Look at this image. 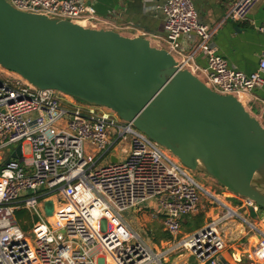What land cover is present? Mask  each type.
Here are the masks:
<instances>
[{
	"label": "built area",
	"instance_id": "obj_1",
	"mask_svg": "<svg viewBox=\"0 0 264 264\" xmlns=\"http://www.w3.org/2000/svg\"><path fill=\"white\" fill-rule=\"evenodd\" d=\"M7 1L21 11L87 27L97 28L100 22L85 0ZM257 1L233 0L227 16L245 19ZM160 9L164 46H159L180 67L194 74L204 71L206 85L237 98L262 86L264 50L257 69L247 74L218 52L212 30L199 21L192 0H165ZM257 30L264 33V23ZM182 38L191 47L188 53ZM196 54L206 60L205 68L194 64ZM0 68L5 72L0 76V264H190L192 255L201 264H231L227 238L235 233L231 239L248 248L233 261L264 264V209L252 199L233 193L227 199L207 189L174 154L111 109L77 103ZM18 144L20 157L5 158L4 151ZM113 147L117 161L103 164ZM46 201L53 204L52 220L43 215ZM204 205L215 218L184 233L185 217ZM17 210L29 214L28 230L17 220ZM125 212L149 215L171 239L152 243L131 228ZM181 250L186 256L170 261Z\"/></svg>",
	"mask_w": 264,
	"mask_h": 264
},
{
	"label": "water",
	"instance_id": "obj_2",
	"mask_svg": "<svg viewBox=\"0 0 264 264\" xmlns=\"http://www.w3.org/2000/svg\"><path fill=\"white\" fill-rule=\"evenodd\" d=\"M0 66L38 88L111 109L189 170L264 209V126L239 98L215 91L149 39L0 0ZM44 207L53 209L52 201Z\"/></svg>",
	"mask_w": 264,
	"mask_h": 264
},
{
	"label": "crops",
	"instance_id": "obj_3",
	"mask_svg": "<svg viewBox=\"0 0 264 264\" xmlns=\"http://www.w3.org/2000/svg\"><path fill=\"white\" fill-rule=\"evenodd\" d=\"M85 1L93 5L96 10V14L100 19L97 28L111 29L128 37L142 36L149 39L152 45L161 46L164 30L163 13L160 6L165 0ZM192 3L199 21L211 28L218 52L228 61L229 65L247 74L255 71L258 67L260 53L264 50V33L257 30V26L264 23V0L255 2L247 17L242 20H232L227 16L233 0H192ZM181 44L186 53L190 52L191 47L185 38L181 39ZM194 62L201 69L206 67V60L200 54L195 55ZM203 72L200 70L195 74L202 80L205 77ZM247 95L257 101H262L263 105L256 109L253 101L243 102L239 97L246 110L258 120L260 118L264 120V83L260 88ZM110 158L111 155L108 157L109 162H111ZM54 203L60 206L55 199ZM204 209L208 208L205 207ZM208 210L210 211L209 218H215V212L211 209ZM207 222H204V225ZM25 223L26 220H23L22 225L26 227L27 224ZM235 237L236 235L230 234L227 239L231 241L233 240L231 238ZM234 242L236 246L228 247L226 257L231 264H245L235 262L233 259H239L243 250H246L248 246L238 240H234Z\"/></svg>",
	"mask_w": 264,
	"mask_h": 264
},
{
	"label": "rangeland",
	"instance_id": "obj_4",
	"mask_svg": "<svg viewBox=\"0 0 264 264\" xmlns=\"http://www.w3.org/2000/svg\"><path fill=\"white\" fill-rule=\"evenodd\" d=\"M161 46H164L163 42H161ZM0 76H2V77L5 76V72L2 71L1 68H0ZM202 81L205 82L206 78H202ZM70 97H72L75 100V102H77V103H85L84 101L79 100V99H77V98H75L73 96H70ZM239 97L241 98V100L243 102H247L248 100L250 102L253 101L254 104H255L256 109H258L260 107V105L261 106L263 105L262 101H260V100L257 101L255 98L250 97L249 95H247L245 93L240 94ZM259 121L262 124V126H264V120L262 118H260ZM14 148H15V145H11L9 152L4 151V154H5L4 157L5 158L9 157L11 155V151H13ZM24 150H25V153L28 154V152H29L28 145H24ZM107 162H108V158L105 157L104 160H103V164H106ZM190 174L192 175V177L197 182H199L201 185L207 187V189L210 188L213 192H215L217 194L219 193L220 196H226V198L229 199V197L226 195L229 192L226 189H224L216 180H214L210 176L204 174L201 171H194V170H190ZM28 192H29V194H33L32 190H30ZM55 206H56V208L59 207V206L56 205V203H55ZM204 207H205V205H204ZM158 209H159V206L155 205V210L157 211ZM262 211L264 212V210H262ZM52 212H53V209L49 210V209H46L45 207L43 208V215L44 216H51ZM201 212H199V213H201ZM209 212L210 211L208 209H204V212H202V213H204V221L205 222L211 220L209 218V216H208ZM123 216L129 222L131 228L134 231H136L137 233H139L143 237L146 236V237L151 238V242L152 243H156V244L159 245V241L162 240V239H160L159 241H156L154 239V238L157 237L156 232H158V231L156 230V228L159 225H158V223L156 221L151 220L149 215L131 214L130 212H125V213H123ZM26 222H29V220H26ZM27 226H29V225H26V228H23V230H28L29 227H27ZM229 227H232V226H229ZM244 228L247 229L248 227L246 225H244ZM182 230L186 234H191V233L194 232L193 230L189 231V229H185L183 227H182ZM231 232L232 231L230 230L229 233H231ZM233 235H236V233L233 234ZM242 241H245V239H243ZM230 246H234V247L236 246L234 240H231V241L227 242V247H230ZM181 251H182V253H179L178 251H176L173 254H171L170 261H172L173 263H177L183 257H185L186 255H185L184 251L183 250H181ZM181 254H183V255H181ZM188 261H189L190 264L200 263V260L196 256H193V255L188 258Z\"/></svg>",
	"mask_w": 264,
	"mask_h": 264
},
{
	"label": "trees",
	"instance_id": "obj_5",
	"mask_svg": "<svg viewBox=\"0 0 264 264\" xmlns=\"http://www.w3.org/2000/svg\"><path fill=\"white\" fill-rule=\"evenodd\" d=\"M15 216L21 225L23 220H29V214L25 210H17L15 212ZM204 222V213H198L194 216H186L182 227L185 229H189V231H195L201 228L204 225ZM22 227L26 228L24 225H22ZM156 230L158 231L156 232L157 237L154 238L156 241H159L160 239H171V236L167 232L161 230V225L157 226Z\"/></svg>",
	"mask_w": 264,
	"mask_h": 264
},
{
	"label": "bare ground",
	"instance_id": "obj_6",
	"mask_svg": "<svg viewBox=\"0 0 264 264\" xmlns=\"http://www.w3.org/2000/svg\"><path fill=\"white\" fill-rule=\"evenodd\" d=\"M55 200H56V199H55ZM56 201H58V200H56ZM54 204H55V203H54ZM55 209H57L56 206H55ZM52 219H54V216H53V215L51 216L50 220H52ZM251 239H252V238H251ZM252 240H253V239H252ZM177 261H178V260H177Z\"/></svg>",
	"mask_w": 264,
	"mask_h": 264
}]
</instances>
